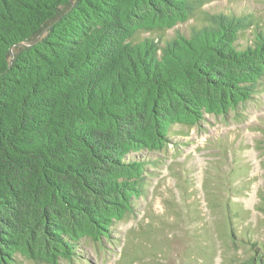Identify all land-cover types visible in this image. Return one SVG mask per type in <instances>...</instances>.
I'll return each instance as SVG.
<instances>
[{"label":"trees","instance_id":"16d2710c","mask_svg":"<svg viewBox=\"0 0 264 264\" xmlns=\"http://www.w3.org/2000/svg\"><path fill=\"white\" fill-rule=\"evenodd\" d=\"M206 1L0 0V264H73L83 241L111 239L145 196L161 162L140 153L178 146L174 127L207 115L245 120L241 107L264 93L259 17L205 12L189 34L135 40L186 23ZM225 182L207 196L208 214L175 207L197 226L186 262L211 264L220 244L229 263L240 245L238 264H264V237L237 225L251 211L234 197L250 184ZM258 197L264 215V189Z\"/></svg>","mask_w":264,"mask_h":264},{"label":"rangeland","instance_id":"374dc122","mask_svg":"<svg viewBox=\"0 0 264 264\" xmlns=\"http://www.w3.org/2000/svg\"><path fill=\"white\" fill-rule=\"evenodd\" d=\"M205 12L252 13L264 22V0H207L186 23L165 32H143L135 40L161 36L163 41H169L179 33L189 34L202 24ZM252 39L253 31L249 30L239 43L246 46ZM240 111L245 113L244 121L234 120L232 114L226 118L207 115L199 127L177 125L172 137L178 146L171 144L161 153H140L138 156L161 162L158 167H150L145 196L136 200L132 215L114 226L111 239L102 243L83 241L80 256L73 264H157L154 260L161 264H189L185 252L192 241L189 235L197 226L190 218L179 222L175 207L179 206L185 217H194L196 210L208 214L207 196L220 193L218 185L225 181L250 184L243 196L234 197L251 211L250 218L237 221V225L241 228L251 224L257 237H264V215L255 209L264 189V151L257 146L259 140H264V132L257 130L264 124V93L257 94ZM147 224L159 228L161 241L155 243L152 239L158 233L153 227L142 230ZM195 239L201 240L200 235ZM155 246L159 249L155 250ZM219 248L220 244L211 264H238L247 250L231 245L228 256L234 261L229 263ZM14 264L45 263L21 257ZM192 264L200 262L195 260Z\"/></svg>","mask_w":264,"mask_h":264}]
</instances>
